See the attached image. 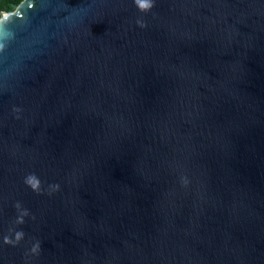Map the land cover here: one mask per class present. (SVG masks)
Returning <instances> with one entry per match:
<instances>
[{
    "label": "water",
    "instance_id": "95a60500",
    "mask_svg": "<svg viewBox=\"0 0 264 264\" xmlns=\"http://www.w3.org/2000/svg\"><path fill=\"white\" fill-rule=\"evenodd\" d=\"M150 2L0 12V264H264V0Z\"/></svg>",
    "mask_w": 264,
    "mask_h": 264
},
{
    "label": "clouds",
    "instance_id": "9594fccd",
    "mask_svg": "<svg viewBox=\"0 0 264 264\" xmlns=\"http://www.w3.org/2000/svg\"><path fill=\"white\" fill-rule=\"evenodd\" d=\"M136 3L138 5V7L140 8V10H142V11H146V10L150 9L152 6L150 0H136ZM27 183H29L33 187V189L38 188L39 182L32 177H30L27 180ZM21 235H22L21 233H17V239H19Z\"/></svg>",
    "mask_w": 264,
    "mask_h": 264
},
{
    "label": "trees",
    "instance_id": "16d2710c",
    "mask_svg": "<svg viewBox=\"0 0 264 264\" xmlns=\"http://www.w3.org/2000/svg\"><path fill=\"white\" fill-rule=\"evenodd\" d=\"M22 0H0V12H12Z\"/></svg>",
    "mask_w": 264,
    "mask_h": 264
}]
</instances>
